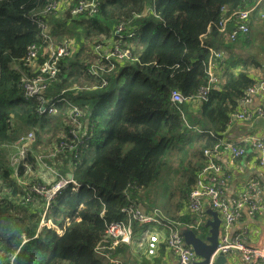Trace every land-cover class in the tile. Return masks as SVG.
<instances>
[{
	"label": "trees",
	"instance_id": "1",
	"mask_svg": "<svg viewBox=\"0 0 264 264\" xmlns=\"http://www.w3.org/2000/svg\"><path fill=\"white\" fill-rule=\"evenodd\" d=\"M52 1L0 0V264H109L96 255L95 248L109 224L127 221L122 213L128 204L127 189L133 200L146 210L153 209L142 204L141 192L157 179L163 166L176 161L175 172L183 178L177 213L184 208L187 193L206 165L204 150L212 149L228 132L231 115L239 109L245 91L256 83L253 68H261L263 62L254 58L248 65L244 60L238 74L217 63L215 74L219 77L223 69V75L198 110H190L192 100L174 104L172 91H180L186 99L194 97L209 83V49L223 52L240 46L231 48L234 42L214 28L207 34L209 26L253 7L251 18L252 14L264 18V2L151 0L154 8L147 14V0H101L93 17H75L65 11L42 15L55 43L70 39L79 45L72 56L61 60L50 94L60 95L75 86L86 88L75 101L73 91L65 94L83 110L87 134L76 151L60 155L65 162L58 168L64 176L73 170L80 188L63 190L47 209L45 198L28 186L46 185L39 172L42 152L49 154L53 141L60 143L62 135L72 138L70 108L62 103L57 114L40 116L38 103L25 100L21 76L29 46H43L32 16ZM122 21L136 29L135 36L125 42L136 59L117 64L107 88L88 90L97 84L86 72L94 61L93 43L111 38ZM239 38L247 42L249 34ZM26 134H33L36 142L16 169L11 162L14 148L6 144L14 145ZM28 167L39 172V180L26 177ZM19 178L24 179L22 185ZM45 213L44 220L62 234L56 228L41 227ZM192 217H187L188 222ZM137 226L134 223V229Z\"/></svg>",
	"mask_w": 264,
	"mask_h": 264
},
{
	"label": "built area",
	"instance_id": "2",
	"mask_svg": "<svg viewBox=\"0 0 264 264\" xmlns=\"http://www.w3.org/2000/svg\"><path fill=\"white\" fill-rule=\"evenodd\" d=\"M100 5L101 0H54L46 5L42 13H35L32 16L33 23L37 24L41 31L43 46L41 47L38 44L29 46L26 56L22 59L23 66L26 68L21 76L25 100H34L38 103L37 113L40 116L57 114L59 105L62 103L68 104L70 108L67 118L69 119L68 124L71 128L70 135L72 138L62 136L61 142L49 152V155L54 157H59L62 153L65 155L68 150L70 152L76 151V146L87 133L83 122V110L70 102L65 96L70 90L62 91L59 96L49 94L52 83L55 82L60 73L59 64L63 58L72 56L74 43L70 39L55 43L48 33L49 27L42 15L65 11L70 12L75 17H93L98 14ZM253 10L237 11L222 18L209 26L207 34H210L214 28L218 33L224 34L228 42L236 41L239 36L248 34L250 29L249 14ZM135 34L136 29L131 26V22L122 21L115 28L111 46L104 41L94 42L93 53L96 55V59L87 69V73L97 83L92 89L106 88L109 84V75L114 71L117 64L136 59L131 48L125 45L127 39L134 37ZM209 50H211V56L209 59L208 85L201 86L197 95L188 99L180 91H172L171 100L174 104L192 100L200 105L208 101L211 86L219 83V77L214 73V70L217 63H223L224 61L222 51L211 48ZM79 89L81 88H76V91ZM72 90L74 91V89ZM263 93L264 80L249 87L240 100L239 109L231 115L228 127L230 128L237 123H250L257 117H264V108L259 107L255 110H248L247 108L255 97ZM33 141V134H28L20 140L17 153L11 157L14 166L25 163ZM223 150H229L235 159L245 157L252 150H256L259 153L261 165H264V131L248 136L240 145L227 142L222 138L212 149L204 150L206 165L199 171L195 186L186 195L188 207L192 214L197 217L191 228L199 229L203 225L205 203H208L211 209L219 212L222 219L219 244L208 264H215L214 257L220 253L225 255L239 253L245 261L264 264V243L257 246H248L245 242L244 233L231 235V230L234 224L242 218L244 209L248 210L251 217L264 213V203H258L254 199L259 184L250 182L243 192L235 197L228 198L226 188L229 176L218 161V155ZM39 159L44 162V158ZM53 169V172L56 171L55 168ZM57 174L60 177L57 181L51 184L37 185L32 189L33 192L45 198L47 209L63 190L71 187L73 191H76L80 188L74 178L68 180L65 176ZM125 197L128 204L122 209V213L128 219L126 222H114L107 226L103 238L95 248V253L99 258L109 264H121L117 259V252L121 245L132 243L134 223L140 225L159 224L166 228L168 232L166 248L177 259V264H199L196 253L184 240L180 222L169 221L159 209L146 210L140 203L131 198L128 189L125 191ZM42 226L56 228L50 220H43ZM58 232L62 233L61 230H58ZM157 240L156 236L151 237V248ZM150 252L152 253L153 250L151 249Z\"/></svg>",
	"mask_w": 264,
	"mask_h": 264
},
{
	"label": "crops",
	"instance_id": "3",
	"mask_svg": "<svg viewBox=\"0 0 264 264\" xmlns=\"http://www.w3.org/2000/svg\"><path fill=\"white\" fill-rule=\"evenodd\" d=\"M264 0H258V3L261 4ZM145 12L148 14L153 11V6H148V0ZM253 13V12H252ZM259 19V15H253L251 18V30L254 28L255 20ZM251 32V31H250ZM248 35V34H247ZM253 36L258 37V34L255 33ZM249 36L247 42L242 41L239 37L234 41V44H231V48L233 46L239 47L235 49H229L227 51H223L224 53V63L223 68L229 69L230 71L236 72L238 74L239 68L242 67L243 61L247 60L248 65H250V61L254 58L263 62L262 66H264V54L258 58V56H253L250 51H246L244 54L242 52V48H248V44L252 39ZM257 39V38H256ZM255 40V39H253ZM111 46L112 37L105 40ZM244 44V45H242ZM253 68L252 77L256 82L263 81L264 75L263 68ZM217 69V68H216ZM215 73V70H214ZM223 69L218 72L219 79H221ZM76 88H81L79 86H75L74 89L75 94L71 98L74 101L75 98H78L83 89H79L76 91ZM92 90V89H91ZM64 91V90H63ZM51 90L49 91V94ZM53 94V93H51ZM50 94V95H51ZM59 95V94H57ZM55 95V96H57ZM54 96V95H51ZM75 104V103H73ZM76 105V104H75ZM259 107L264 108V95H258L254 98L253 102L248 105V110H255ZM190 110H198V104L193 102L191 103ZM258 118V117H257ZM256 119V118H255ZM254 119V120H255ZM253 120V121H254ZM250 123H237L231 126L228 132L224 135L223 140L227 142H232L234 144H240L243 140H245L248 136L253 134H258L261 129H252ZM264 131V130H263ZM218 161L222 165L223 169L227 172L229 176L228 186L226 188V195L228 198H232L243 192L247 185L250 182H257L259 184L258 191L254 197L255 201L258 203H264V165L260 163V156L258 151L252 150L248 155L242 158L235 159L233 158L231 152L229 150H223L218 155ZM211 208L208 203H205V215L203 217V228L197 230L192 229V225L194 221L197 219L196 215H193L190 211L187 202L185 201L184 208L177 213V205L174 204V212H170L168 210L162 212L165 218L169 221L180 222L182 225V230H193L199 237L206 240L209 237L210 228H207L206 223L210 222L213 218L209 214ZM176 214H179L181 218H173ZM170 215V216H169ZM195 216L191 218V222H188L187 217ZM146 232L148 235L146 236ZM237 233H244L245 242L248 246H257L264 243V213L259 214L255 217H251L248 214V210L244 209L242 213V218L237 221L232 230L231 235H235ZM168 232L166 228L162 226L156 225H146L140 227L139 225L134 229V237L133 241L130 245H121L117 252V259L121 262V264H177V259L168 251L166 248V238ZM146 236V239H145ZM156 236L158 238L157 242H154L153 247L151 248L150 242L151 237ZM143 243V244H142ZM142 244V245H141ZM143 246V247H140ZM153 250L151 253L150 250ZM217 255L214 257L216 260ZM226 264H262L260 262L251 263L245 261L239 253H230L225 255ZM198 262L201 261V258L198 256ZM215 264H217L215 262Z\"/></svg>",
	"mask_w": 264,
	"mask_h": 264
},
{
	"label": "rangeland",
	"instance_id": "4",
	"mask_svg": "<svg viewBox=\"0 0 264 264\" xmlns=\"http://www.w3.org/2000/svg\"><path fill=\"white\" fill-rule=\"evenodd\" d=\"M151 5H152L151 0H148V6H151ZM145 15H147V14H145ZM139 17H141V15ZM255 33L258 34V37L253 36ZM249 36L251 37L250 39H252V40L248 44V46H249L248 48H242L243 54L246 51H250L252 54H255L253 56L257 55L258 58L261 57L264 54V18H262V16L260 19L255 20L254 28L249 33ZM253 39H255V40H253ZM72 41L74 43V48H73V54H74L76 52V50L79 49V45L74 40H72ZM81 47L82 46H80V48ZM90 54L92 55V59L95 60L96 55L94 53H90ZM215 71H216V69H215ZM86 72H87V70H86ZM261 76L264 77V75H262V74H261ZM90 87L91 88H88V90L92 89V85ZM82 89L84 90L86 88L83 87ZM102 89H105V88H102ZM70 91H73V90L71 89ZM74 94H75V92H74ZM74 101H75V99H74ZM77 101H78V99H77ZM73 103H75V102H73ZM80 103H82V101H80ZM84 104H88V103H84ZM76 105L79 106V104H76ZM85 132H86V129H85ZM201 132H202V130L199 128L198 133L200 134ZM27 135L28 134H26V136ZM26 136L21 137L14 145H12V143L6 144L7 148H11V147L14 148L13 150L15 152L12 154V156L17 153V151H18L17 146H18L20 140ZM35 142H36V139L34 138L32 146L35 144ZM81 143H82V141H81ZM57 144H58V142L53 141V143L49 147V149L52 150L53 148H55L57 146ZM240 144H235V145H240ZM43 146H44V144L42 142L41 144H39L37 146V148L40 150ZM29 153L30 152H28V155H29ZM44 153L45 152H42L43 155H40L38 157V159L42 157V158H44L43 160L48 159V161H44V162L42 161L41 162L42 164H40V166H39V172L44 177L46 184H51L52 182H55L60 178L57 173L62 175V173L60 172V170L58 168L59 167L62 168L65 161H63L64 157L63 158H61L60 156L54 157L53 155L44 154ZM28 155H27V158H28ZM62 155H64V153H62ZM27 158H26V160H27ZM44 164H45V166H44ZM169 164L170 165H168V166H166V165L163 166V168H162L159 176L157 177V179L148 188H146L144 191L141 192V202L146 208L150 207L153 209H159L162 212H164V214H165L166 210H168L170 212H174V204L177 203V201L179 199V193L178 192L180 191V187H181L182 179H183L181 172H179L177 174L175 172L179 168L178 163L176 161H172ZM14 167L16 169H18L19 166H14ZM50 168H51V170H50ZM53 168H55L56 171L53 172L52 171ZM25 172H26V177L35 176L34 179L39 180V178H38L39 172H37V170L35 171L33 168L28 167V168H25ZM70 172L73 173V170L69 171L68 173H70ZM73 178H74V175H73ZM23 181H24V179L19 178V183H21V185H22ZM28 187H29L30 191L34 188V186L32 187L31 185H29ZM45 208H46V206H45ZM45 215H46V213L43 215V220H44ZM43 220L41 221V227H43L42 226ZM138 225L140 227L146 226V225H140V224H138ZM153 225L161 226L159 224H153ZM146 233L148 234V232H146ZM140 247H143V246H140Z\"/></svg>",
	"mask_w": 264,
	"mask_h": 264
},
{
	"label": "water",
	"instance_id": "5",
	"mask_svg": "<svg viewBox=\"0 0 264 264\" xmlns=\"http://www.w3.org/2000/svg\"><path fill=\"white\" fill-rule=\"evenodd\" d=\"M251 127L254 130H264V117L256 118L252 122ZM66 178L68 180L73 179V173H67ZM209 214L212 216L213 219L205 225L207 228H210L209 237L206 240L199 237L193 230L182 231V235L186 244L192 247L196 255L201 258L199 264H208L219 244V235L222 227V219L219 212L213 209L210 210ZM215 262L217 264H226L225 254L220 253L219 255H217Z\"/></svg>",
	"mask_w": 264,
	"mask_h": 264
},
{
	"label": "clouds",
	"instance_id": "6",
	"mask_svg": "<svg viewBox=\"0 0 264 264\" xmlns=\"http://www.w3.org/2000/svg\"><path fill=\"white\" fill-rule=\"evenodd\" d=\"M253 8H254V7H253ZM253 8H252V9H253ZM250 10H251V9H250ZM254 10H255V9H254ZM254 10H253V11H254ZM253 11H252V12H253ZM144 13H145V12H144ZM144 16H145V15H144ZM250 26H251V24H250ZM102 41L105 42V40H102ZM95 42H101V41H95ZM93 44H94V43H93ZM223 63H224V62H223ZM223 63H222V64H223ZM92 90H94V89H92ZM63 176H64V175H63ZM65 177H66V175H65ZM55 227H56V226H55ZM201 227H202V226H201ZM56 229H57V231L60 230V229H58L57 227H56ZM182 231H183V230H182ZM62 232H63V231H62ZM60 234H62V233H60ZM197 257H198V256H197Z\"/></svg>",
	"mask_w": 264,
	"mask_h": 264
},
{
	"label": "bare ground",
	"instance_id": "7",
	"mask_svg": "<svg viewBox=\"0 0 264 264\" xmlns=\"http://www.w3.org/2000/svg\"><path fill=\"white\" fill-rule=\"evenodd\" d=\"M249 21H250V23H251V12H250V14H249ZM250 31H251V28L249 29L248 34L250 33ZM262 95H264V93H263Z\"/></svg>",
	"mask_w": 264,
	"mask_h": 264
}]
</instances>
